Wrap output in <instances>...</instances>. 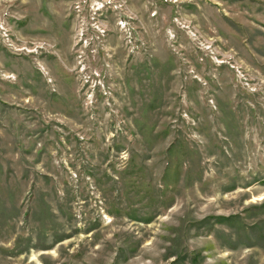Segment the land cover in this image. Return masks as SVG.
<instances>
[{
	"label": "rangeland",
	"instance_id": "obj_1",
	"mask_svg": "<svg viewBox=\"0 0 264 264\" xmlns=\"http://www.w3.org/2000/svg\"><path fill=\"white\" fill-rule=\"evenodd\" d=\"M0 264H264V0H0Z\"/></svg>",
	"mask_w": 264,
	"mask_h": 264
}]
</instances>
